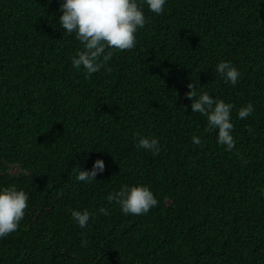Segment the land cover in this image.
Instances as JSON below:
<instances>
[{
    "label": "trees",
    "instance_id": "1",
    "mask_svg": "<svg viewBox=\"0 0 264 264\" xmlns=\"http://www.w3.org/2000/svg\"><path fill=\"white\" fill-rule=\"evenodd\" d=\"M61 3L0 0V187L28 194L0 264H264V0L144 5L136 47L91 76L71 63L83 45L60 28ZM222 60L241 72L235 86ZM190 83L233 105L234 149L191 111ZM142 135L157 155L137 148ZM97 158L104 172L77 181ZM125 184L158 205L124 215L107 197ZM85 209L81 228L71 212Z\"/></svg>",
    "mask_w": 264,
    "mask_h": 264
},
{
    "label": "clouds",
    "instance_id": "2",
    "mask_svg": "<svg viewBox=\"0 0 264 264\" xmlns=\"http://www.w3.org/2000/svg\"><path fill=\"white\" fill-rule=\"evenodd\" d=\"M166 3L167 0H62L58 24L64 32L69 36L74 35L83 45L71 57L73 67L82 68L91 76L106 66L114 52L134 49L136 34L146 25L144 5L158 15L164 11ZM215 71L225 83L233 86L241 77L239 69L227 60L220 61ZM188 88L191 90L186 95L192 101L191 111L206 117V131H215L217 142L225 146L226 150L234 149L236 141L232 135L234 124L231 119L233 105L207 92L198 91L192 83L188 84ZM254 111V105L248 103L239 109L237 115L244 120ZM192 143L201 145V137L193 136ZM136 146L150 151L154 156L160 151V141L155 137L139 136ZM104 170V160L97 158L91 169L77 168L75 179L90 183ZM107 199L117 203L124 215L147 214L159 203L151 188L143 184H125ZM27 207L28 194L25 191L14 184L0 187V240L18 229ZM99 211L108 214L107 208L102 207ZM71 215L81 228L88 226L91 218L88 210H73Z\"/></svg>",
    "mask_w": 264,
    "mask_h": 264
}]
</instances>
